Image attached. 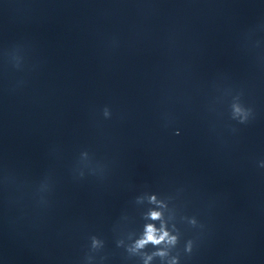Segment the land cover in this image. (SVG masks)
<instances>
[{"label":"clouds","instance_id":"obj_1","mask_svg":"<svg viewBox=\"0 0 264 264\" xmlns=\"http://www.w3.org/2000/svg\"><path fill=\"white\" fill-rule=\"evenodd\" d=\"M109 111L107 108L104 109V115L109 116ZM233 114L235 117H239L241 122H244L247 119L248 112L243 109L239 104L233 105ZM179 134V133H177ZM261 166H264L262 163ZM150 203H158L156 197L153 195L150 197ZM160 207L163 208V204H160ZM147 218L151 221H160V226L156 227L154 223H147L144 226L143 232L138 239H136L129 251L133 253L142 252L148 245H152L157 250L151 254L145 253L143 256L144 264H149L154 257H160L162 260L169 256V250L174 248L178 243V235L172 234L169 231L167 224L163 218V213L160 210H150L147 214ZM190 223L195 225L196 220H190ZM91 246L93 249H98L103 246V242L96 237L91 238ZM193 243L189 240L186 244L185 251H192ZM91 259V257H89ZM168 264H178V257H172Z\"/></svg>","mask_w":264,"mask_h":264}]
</instances>
